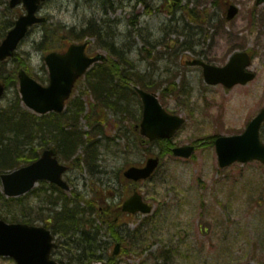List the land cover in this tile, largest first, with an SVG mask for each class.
<instances>
[{"label":"rangeland","instance_id":"rangeland-1","mask_svg":"<svg viewBox=\"0 0 264 264\" xmlns=\"http://www.w3.org/2000/svg\"><path fill=\"white\" fill-rule=\"evenodd\" d=\"M5 1L0 0V22L14 16ZM144 1L47 0L40 13L48 17V28L34 27L18 52L28 60L34 73L45 76L42 48L49 40L56 43L60 37L80 38L91 19L108 20V25L101 27V33L97 30L101 34L99 40L113 42L116 53L125 52V57L134 65L133 70H139L144 76L149 85L146 88L157 92L167 109L187 118L172 138L173 143L191 144L196 140L202 142L206 136L244 131L264 103V3L258 4L257 0H155L151 10L157 15L147 16ZM228 3L239 8L232 20L224 15ZM182 7L188 18L183 17ZM46 31L59 35L45 39ZM106 33L114 37L110 39ZM43 39V46L38 48ZM99 40L93 39L95 43L90 51H105L118 61L120 57L100 47ZM241 50L251 52V69L257 73L255 81L246 86L226 89L222 85H208L202 68L187 64L188 60L203 58L223 65L233 53ZM14 65V61H8L7 68L12 69ZM87 82V78L80 81L74 99L82 98L84 105L86 100H91L92 105L80 115L83 130H91L86 127V115L92 126L102 130L92 134L94 139L97 137V147L89 155L94 162L89 165L91 169L83 159L76 165L75 158L79 154L83 158L85 153L83 147L78 148L72 160L61 157V161L70 166L65 178L77 195L75 200L80 201L77 204L85 207L88 200L99 198L98 193L108 197L110 191L117 194L107 200L115 204L119 203L122 191H128L127 184L122 183L125 182L124 169L144 163L150 155L162 153V147L154 143L140 148L125 111L105 110L98 115L99 106ZM16 87L10 88L7 97L0 101V107L12 104ZM119 97H125L123 102ZM116 99L119 105H129L132 114L138 117L139 97L118 93ZM66 112L71 113L68 108ZM261 135L264 141V127ZM204 143L191 159L165 154L154 179L140 185L145 199L154 204V212L148 217L141 214L121 217L115 231L124 243L125 252L115 258L114 264H264V165L254 161L221 168L215 146ZM43 186L51 191L47 183L38 187ZM95 187L100 189L98 193ZM37 193L42 191L25 200L32 208L24 202L16 207L1 202L0 212L8 217L16 213L21 218L27 215L33 223L43 225V217L52 220L59 210L48 204L45 195ZM44 207L48 208L43 211ZM84 216L94 222V216ZM52 224L55 225L54 220ZM95 224L99 225L98 221ZM103 225L95 230L94 225L92 228L91 224L82 222L67 234L53 230L60 244L53 256L61 264H92L94 259L107 261L115 241L108 225ZM82 231L91 237L92 250L85 251ZM0 264L16 263L11 258L0 257Z\"/></svg>","mask_w":264,"mask_h":264},{"label":"water","instance_id":"water-1","mask_svg":"<svg viewBox=\"0 0 264 264\" xmlns=\"http://www.w3.org/2000/svg\"><path fill=\"white\" fill-rule=\"evenodd\" d=\"M21 1L28 10L26 15L20 16L3 43L0 45V59L13 55L20 40L25 36L29 27L42 22L45 18H38L36 12L43 0H11L15 7ZM264 0H258L263 2ZM237 13L231 7L229 18ZM87 43L73 44L64 53L53 52L46 57L50 67L51 83L44 87L27 75L20 72V84L23 101L38 113L62 111L65 100L69 98L77 78L87 68L97 61H104L107 57L98 54L89 57L86 52ZM249 56L245 53L236 54L231 62L223 67L204 64L205 76L208 82H224L228 86L235 83H246L254 78V74L245 72L244 67L250 64ZM198 61H195L196 63ZM144 104V117L139 127L141 133L149 141L156 138H171L185 122L179 115L168 113L160 103L157 94L148 93L136 87ZM5 86L0 83V98ZM264 121V109L248 125L246 131L239 135L220 136L216 139V150L221 167H226L236 161L247 162L258 159L264 162V143L260 140V127ZM176 156L190 158L196 152L195 145H182L173 148ZM54 149L44 151L42 157L33 164L22 167L14 172L2 174L4 191L8 196H18L31 190L40 179H48L69 189V185L62 179L67 167L61 165ZM160 164L159 157L148 159L144 167L133 166L126 171V176L134 180L149 178ZM124 209L136 212L138 210L149 213L152 206L145 203L142 196L135 194L125 202ZM51 236L44 228L33 227L21 223H7L0 219V255L12 256L18 264H57L50 259ZM119 246V245H118Z\"/></svg>","mask_w":264,"mask_h":264},{"label":"trees","instance_id":"trees-1","mask_svg":"<svg viewBox=\"0 0 264 264\" xmlns=\"http://www.w3.org/2000/svg\"><path fill=\"white\" fill-rule=\"evenodd\" d=\"M78 37L80 39L83 38L81 35ZM64 45L65 41L59 42L58 45L48 42L44 48L46 50L51 48L59 49V47H64ZM108 70V76L106 77L102 74L100 80L108 81L110 78L114 82V89L129 85L134 81L142 87L149 86L142 75L137 72L126 74L119 64L110 65ZM15 76V72L11 74V77L16 80ZM7 80L10 81V79ZM98 86L101 87L100 84ZM79 99H73L69 105H79ZM12 105L11 107L0 108V169L2 170L13 169L21 164L32 162L39 157L40 149L51 143L59 148L61 155L68 157L85 141L84 133L78 128V119L74 116L65 117L63 114L56 113H52L50 116H37L22 108L17 97L16 102ZM36 139L39 140L37 147L35 146ZM212 142L213 138H210L204 144H211ZM88 144L89 149L96 146V143H93L92 140H89ZM164 145L166 146L165 143ZM166 151L170 152L169 146L164 149V152ZM87 152L89 153V151ZM14 201L16 199H7L0 189V203H12ZM69 205L67 203L64 210L68 220L77 213V208L70 209ZM2 217H4V213L0 212V218ZM11 218L13 221H18L19 219L15 215ZM71 222H76V219Z\"/></svg>","mask_w":264,"mask_h":264},{"label":"flooded vegetation","instance_id":"flooded-vegetation-1","mask_svg":"<svg viewBox=\"0 0 264 264\" xmlns=\"http://www.w3.org/2000/svg\"><path fill=\"white\" fill-rule=\"evenodd\" d=\"M125 183V182H122ZM127 187H132V183L130 184L129 182L126 181ZM126 188V187H125ZM94 189H96V192L98 193L100 191L99 188L95 187ZM99 194V198L98 199H93V201L97 202V208H96V214L98 217H100L102 220H108L111 217H113L115 214H120V215H124V213H121V209H122V204L125 202V199L130 195V189L128 188V191L123 190L122 191V195H120V201L119 203H115V204H110L109 201L107 200V198L109 199L110 197H114L116 196L117 193L110 191L108 194V197L105 196L104 193H98ZM88 203H92L91 200L87 201ZM94 206V205H93ZM120 220V219H119ZM114 222H118V221H114Z\"/></svg>","mask_w":264,"mask_h":264},{"label":"bare ground","instance_id":"bare-ground-1","mask_svg":"<svg viewBox=\"0 0 264 264\" xmlns=\"http://www.w3.org/2000/svg\"><path fill=\"white\" fill-rule=\"evenodd\" d=\"M236 28H239V27H236ZM214 45H215V44H214ZM214 45H213V47H214ZM216 46H217V44H216ZM218 46H219V44H218ZM213 47H212V48H213Z\"/></svg>","mask_w":264,"mask_h":264}]
</instances>
